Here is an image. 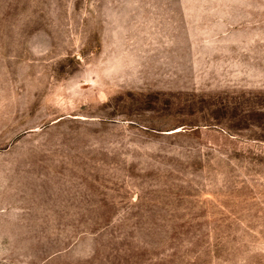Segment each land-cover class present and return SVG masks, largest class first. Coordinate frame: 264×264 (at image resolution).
Here are the masks:
<instances>
[{
  "label": "rangeland",
  "instance_id": "374dc122",
  "mask_svg": "<svg viewBox=\"0 0 264 264\" xmlns=\"http://www.w3.org/2000/svg\"><path fill=\"white\" fill-rule=\"evenodd\" d=\"M0 264H264V0H0Z\"/></svg>",
  "mask_w": 264,
  "mask_h": 264
}]
</instances>
